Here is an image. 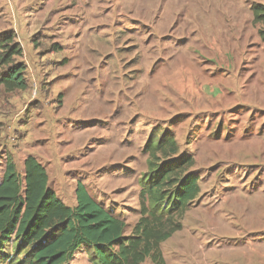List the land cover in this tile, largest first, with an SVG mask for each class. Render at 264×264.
Instances as JSON below:
<instances>
[{
  "label": "rangeland",
  "instance_id": "374dc122",
  "mask_svg": "<svg viewBox=\"0 0 264 264\" xmlns=\"http://www.w3.org/2000/svg\"><path fill=\"white\" fill-rule=\"evenodd\" d=\"M29 1L21 13L18 0H0V34H16L29 84L24 92L0 87V182L8 161L24 179L32 156L66 206H76L82 184L129 234L140 218L147 142L170 131L179 155L195 160L201 194L183 230L161 246L166 264H264V109L197 117L162 84L176 63L195 65L202 47L208 54L202 40L178 39L193 25H243L223 45L242 53L254 77L264 44L252 7L264 0H66L72 18L61 0ZM141 25L158 29L154 35ZM0 264L11 262L1 257ZM70 264L94 263L81 248Z\"/></svg>",
  "mask_w": 264,
  "mask_h": 264
},
{
  "label": "trees",
  "instance_id": "16d2710c",
  "mask_svg": "<svg viewBox=\"0 0 264 264\" xmlns=\"http://www.w3.org/2000/svg\"><path fill=\"white\" fill-rule=\"evenodd\" d=\"M252 14L264 44V5L253 6ZM23 56L16 34L1 33L0 87L8 93L29 89ZM146 152L151 160L141 181L140 218L129 234L126 222L84 185L78 184L71 208L52 190L36 158L24 160V179L8 161L0 182V258L11 264H70L86 248L94 264H166L161 246L183 230V219L201 194L200 179L191 171L194 158L179 155L172 132L150 138ZM10 247L12 255H3Z\"/></svg>",
  "mask_w": 264,
  "mask_h": 264
},
{
  "label": "crops",
  "instance_id": "0c3cea01",
  "mask_svg": "<svg viewBox=\"0 0 264 264\" xmlns=\"http://www.w3.org/2000/svg\"><path fill=\"white\" fill-rule=\"evenodd\" d=\"M65 5L69 2L61 0ZM31 3L29 0H18V6L21 13H29L31 10L27 8ZM55 9L54 1L49 4ZM57 5L56 7H58ZM67 6L64 8L70 11L71 18L74 17V8ZM47 12V11H45ZM49 13V11H48ZM67 18V16H65ZM69 20H67L68 22ZM149 30L156 32L157 25H141ZM140 26V27H141ZM243 25H193L190 33L178 35L179 38L193 37V40L198 42L202 40L201 44L209 47V52L206 54L205 47H202V54L194 60L195 65L176 63L175 66L169 70L170 74L163 81V88L171 89L177 102L180 99L188 103L191 108V113L196 114L197 117L209 118L219 110L233 109L236 106L264 109V62L261 68L254 77L248 78L247 66L245 64L246 58L242 53H231L233 50L227 45H223V38L238 37L242 34L241 28ZM139 27V28H140ZM169 32L167 28L163 33L164 36ZM151 33V35H153ZM162 33L158 32V36ZM155 35V34H154ZM163 36V35H162ZM163 38V37H162ZM149 39V38H148ZM231 41V40H230ZM220 42L217 46V43ZM149 43V41H148ZM149 45V44H148ZM214 45V46H213ZM215 47V52L211 48ZM235 50L238 48L234 47ZM210 51H212L210 53ZM166 61L163 60V62ZM168 61H166L167 64ZM217 64L220 65L218 67ZM160 62L159 68H164L167 65ZM261 71V72H260ZM252 73V72H251ZM263 74V75H262ZM221 75L219 78L218 76ZM256 90V95H253L250 89ZM173 96V95H172ZM239 97V102L231 101V98ZM190 105V106H189ZM214 110V111H213ZM238 140V138H236ZM262 236L264 230H260ZM263 258V257H262ZM263 262V261H262ZM261 262V263H262Z\"/></svg>",
  "mask_w": 264,
  "mask_h": 264
}]
</instances>
